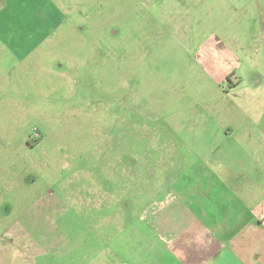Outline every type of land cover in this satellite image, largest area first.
I'll use <instances>...</instances> for the list:
<instances>
[{
	"label": "rangeland",
	"instance_id": "rangeland-1",
	"mask_svg": "<svg viewBox=\"0 0 264 264\" xmlns=\"http://www.w3.org/2000/svg\"><path fill=\"white\" fill-rule=\"evenodd\" d=\"M55 1L34 37L39 17L2 27L0 233L48 240L37 264H122L102 252L134 226L139 259L199 264L233 193L225 149L264 138V0Z\"/></svg>",
	"mask_w": 264,
	"mask_h": 264
},
{
	"label": "crops",
	"instance_id": "crops-1",
	"mask_svg": "<svg viewBox=\"0 0 264 264\" xmlns=\"http://www.w3.org/2000/svg\"><path fill=\"white\" fill-rule=\"evenodd\" d=\"M56 3L55 0H0V41L6 42L7 30L5 29L9 27L10 20L7 16L12 15L17 21L23 20V23L18 25L24 27L28 26L29 19L34 17H39V20H43L45 23L48 21L47 24L41 22V25H36L35 31H29L28 35L34 37V34H39V30L47 29L50 23H56L55 19L60 17V8L55 5ZM11 30L17 31L14 27H11ZM18 45L27 48L26 44H22V41H19ZM246 141L249 145L253 144L252 152H248L245 144H239L237 151L227 149L224 151L223 155L227 165H224L220 182L225 192L233 193L229 201L222 205V209H225L222 221L225 224L224 232L215 240L210 239L208 243L206 242L202 248V260L199 264H264V138L257 137L254 141L248 139ZM235 154H237V158L234 156ZM180 187L181 185H178L176 189ZM36 205L40 208L39 211H36L40 221L46 212L50 214L57 208L56 202L50 199L39 201ZM37 221V217L29 220L32 226L37 225ZM46 226L48 228L42 227L41 233H46L49 230L50 226ZM13 229L0 233V264H21V262L22 264H37V260L46 254L48 240L45 241L44 237L37 239L36 232L33 231L18 232L17 229ZM126 229L133 230V235L136 234V241L117 242L115 239H110L108 247H106L107 250L102 252V257L108 256L111 254V250L117 247L122 251L118 252V257L115 253L113 255L120 258L122 264H152L149 260L139 259L136 253L144 247V244L138 241V229L134 226H126ZM119 231L123 233V229ZM124 233L127 232L124 231ZM51 238L49 245L52 246L53 243V247L57 249L70 246L69 239L62 233H56ZM19 243L25 246L23 252L18 249ZM95 247L93 243L92 250H96ZM130 250L134 251L133 256L123 259L132 255V253H128ZM19 257L21 262L17 260ZM192 258L195 261L193 256ZM94 263L96 262L89 264ZM101 264L116 263H113L109 258H104ZM181 264L195 263L181 261Z\"/></svg>",
	"mask_w": 264,
	"mask_h": 264
}]
</instances>
